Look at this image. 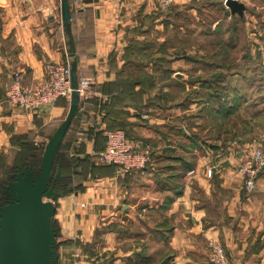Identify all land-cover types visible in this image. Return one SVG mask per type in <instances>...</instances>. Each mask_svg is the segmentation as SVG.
Returning <instances> with one entry per match:
<instances>
[{
	"label": "crops",
	"instance_id": "crops-1",
	"mask_svg": "<svg viewBox=\"0 0 264 264\" xmlns=\"http://www.w3.org/2000/svg\"><path fill=\"white\" fill-rule=\"evenodd\" d=\"M161 1L81 0V9L71 12L77 77L91 84L51 170L61 196L54 203L56 264H208L210 239L222 244L232 264H264V184L247 194L237 175L244 149L264 134L255 135L238 110L248 105L264 118V103L257 108L237 98V113L230 115L212 97L186 102L195 85L187 81L193 62L185 59L170 62L182 74L161 76L160 82L150 65L123 66L128 47L149 35L148 22L157 29L164 25ZM236 1L246 8L242 24L254 41L249 50L261 55L256 63L264 66V0ZM224 2L173 0L171 16L182 19L200 3L221 9ZM222 13L231 17L226 7ZM66 42L60 0H0V195L6 194L9 176H38L43 151L70 107L65 100L38 112L10 106L4 95L11 74L20 72L26 84L41 82L47 64L69 62ZM120 70V77L152 75L154 86L123 90ZM117 125L131 144L150 151L145 170L124 175L97 161L104 130ZM260 145L264 153V142ZM9 170L16 173L7 177ZM153 215L155 228L146 222ZM122 223L130 226L126 236L104 230L98 244L106 246H98V229Z\"/></svg>",
	"mask_w": 264,
	"mask_h": 264
},
{
	"label": "rangeland",
	"instance_id": "rangeland-1",
	"mask_svg": "<svg viewBox=\"0 0 264 264\" xmlns=\"http://www.w3.org/2000/svg\"><path fill=\"white\" fill-rule=\"evenodd\" d=\"M205 4L207 3L196 5V11L193 14L186 15L179 20L172 18L171 4V7L169 6V9L164 12V25L157 29L155 22L150 20L148 22L149 35L131 45V47L147 48L148 51L142 53L141 58L135 54L131 57L130 53H127L128 59L143 63L151 61L149 64L153 65L151 67L154 71L153 75L156 73L161 75L163 68H169L171 75L182 74L183 70H180L181 72L172 70L170 62L176 59H190L193 64L187 81L193 78L197 82L193 84L195 89L186 95V102L187 100L203 101L207 97V99L212 97V101L214 94L218 92L222 94L224 103L232 104L228 107L230 115L237 111V98L240 97L245 98L249 105L252 102L258 106L257 108H262L263 100L260 96L264 94V66L262 68L256 63L261 55L257 56L253 50H249L248 45L254 42L252 37L242 22L238 21V16L228 18V15L222 13V9L225 7L222 3H220L221 9H216L217 7L212 9ZM157 67H159V71L156 72ZM221 75L222 82L218 80V83L216 80ZM258 80H260V84ZM236 92L239 95H236ZM247 106H241L238 116L251 122L255 127V135H259L257 131L264 132L261 129L264 125V118L258 115L260 109L252 110ZM233 118L230 120L235 122L236 115ZM229 127L231 126L229 125ZM208 166L204 170L205 176H208ZM2 196L6 198V194L0 195V197ZM152 217V220H146V222L154 226L157 216L153 215ZM119 226L121 227L114 231L119 235L126 236V228L129 226H125L124 223ZM136 228L143 227L136 222ZM109 229L110 226L98 229L97 244L103 240L102 232ZM145 232L150 234L147 230ZM101 245L102 248L106 246L98 244V246Z\"/></svg>",
	"mask_w": 264,
	"mask_h": 264
},
{
	"label": "water",
	"instance_id": "water-1",
	"mask_svg": "<svg viewBox=\"0 0 264 264\" xmlns=\"http://www.w3.org/2000/svg\"><path fill=\"white\" fill-rule=\"evenodd\" d=\"M230 15L242 18L244 4L225 0ZM60 16L67 37L66 54L70 67L71 96L69 111L58 130L46 145L38 176L30 180L18 176L6 188L7 204L0 208V264H56L54 203L60 198L51 183V170L60 142L80 104L77 91V60L71 33L69 0H60ZM51 201V202H47Z\"/></svg>",
	"mask_w": 264,
	"mask_h": 264
},
{
	"label": "built area",
	"instance_id": "built-area-1",
	"mask_svg": "<svg viewBox=\"0 0 264 264\" xmlns=\"http://www.w3.org/2000/svg\"><path fill=\"white\" fill-rule=\"evenodd\" d=\"M173 0H162L164 10L172 4ZM81 0H73L71 11L81 9ZM89 78H79L77 91L80 101L89 100ZM70 67L68 62L51 63L44 67L43 79L39 83L26 84L20 72L11 74L10 84L5 91V101L10 106L24 112H38L45 108L54 107L59 100L70 101L71 96ZM143 119H146L143 117ZM104 149L96 154L99 163L115 166L120 174H128L143 170L151 163L150 151L140 149L127 139L122 130H104ZM260 142H264V134L258 141L248 145L240 158L237 175L241 177L242 189L253 193L260 184H264V153ZM212 168L207 170L211 176ZM193 171H189L191 175ZM208 264H232L226 255L224 247L218 240L207 242Z\"/></svg>",
	"mask_w": 264,
	"mask_h": 264
},
{
	"label": "trees",
	"instance_id": "trees-1",
	"mask_svg": "<svg viewBox=\"0 0 264 264\" xmlns=\"http://www.w3.org/2000/svg\"><path fill=\"white\" fill-rule=\"evenodd\" d=\"M70 0H69V6H70ZM72 12V11H71ZM235 16H233V15H231V18H234ZM244 18L242 17V18H240V19H238V21H240V22H244V20H243ZM134 43V42H133ZM132 43V44H133ZM131 44V45H132ZM131 45H130V47H128V49L126 50V52H125V54H124V64H123V66H127V65H133V67H142V66H146V65H150V66H152L153 67V65H151V64H149L151 61H145L144 63L143 62H138V61H135V62H133L132 60H129L128 59V57H127V55L130 53V56L132 57V55H136L138 58H141V56L140 55H142V53H146L147 51H148V49L147 48H143V47H140V46H138V47H131ZM128 53V54H127ZM185 60L186 61H188V62H193L192 60H190V59H187V58H185ZM143 61V60H142ZM193 64V63H192ZM260 67H262L263 68V66L262 65H259ZM210 67V66H209ZM156 69H158V70H156V72L157 71H159V67H157ZM123 71L122 70H120V71H118L117 72V74H119V77L121 76V73H122ZM171 70L169 69V68H163L162 70H161V75H159V73H157V75L156 76H159V78H158V82H160L162 79L163 80H166L165 79V77H168V76H171ZM161 76L162 77H164V78H162L161 79ZM118 77V85H119V87L120 88H122L123 90L124 89H126V87H131L132 85H138V84H140V83H143V84H148L149 85V87H153L154 86V81H155V77L154 76H143V77H138L137 79H133L134 77H131L130 75L129 76H127V75H125L124 77L122 76V77H120L119 78ZM193 79V78H192ZM190 79V80H188V84L189 85H191V86H193V84L194 83H196V81L193 79ZM218 80H221L220 82H222V75L221 76H218V78H217V82L219 83V81ZM204 81V80H203ZM259 81V84H260V80H258ZM260 98H262V100H263V103H264V94H262L261 96H260ZM223 99V96H222V94H220V93H215L214 94V97H213V100L212 101H214V102H217L218 104H219V106H221V108H222V110L223 111H227L228 110V107H229V105H227V103H221L220 102V100H222ZM106 130H122V131H124L123 130V127L122 126H115V127H108V129H106ZM124 133L126 134V132L124 131ZM127 137V136H126ZM128 139V138H127ZM102 140H103V148L100 150V151H102L103 149H104V143H105V140H104V138H102ZM99 151V152H100ZM149 166V165H148ZM148 166H146V168L148 167ZM189 165H185L184 167H185V169H189V167H188ZM111 167H114V168H116L115 166H111ZM146 168H144L143 170H145ZM143 170H139V171H136V172H140V171H143ZM15 170H9L8 172H7V177H8V175L9 174H13V173H16V172H14ZM13 181H15V178L13 177V176H9V178H8V180H7V182H13ZM7 204V200L5 199V198H2V197H0V208L1 207H3V206H5ZM118 227H121V226H119V225H116V224H112V225H110V229L111 230H115L116 228H118ZM130 227V226H129ZM126 232L128 233L129 232V228H126ZM133 235V234H132ZM227 255V254H226ZM228 256V255H227ZM229 258V257H228Z\"/></svg>",
	"mask_w": 264,
	"mask_h": 264
}]
</instances>
